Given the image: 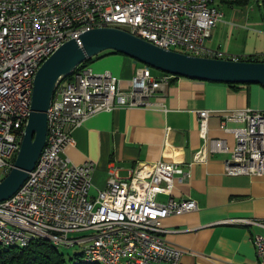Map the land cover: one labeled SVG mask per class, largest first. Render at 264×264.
<instances>
[{
  "label": "built area",
  "instance_id": "1",
  "mask_svg": "<svg viewBox=\"0 0 264 264\" xmlns=\"http://www.w3.org/2000/svg\"><path fill=\"white\" fill-rule=\"evenodd\" d=\"M223 17L214 0H0V169L7 174L14 166L31 113L35 75L63 43L80 42L81 34L96 27L117 26L146 34L168 49L224 58V51L206 46ZM172 79L155 76L145 65L124 88L111 71L86 66L61 83L47 112L48 149L35 166L33 180L19 196L1 201L0 223L7 233L28 242L30 235H55L64 248L82 245L83 255L100 254L109 264H179L188 250L164 238L162 220L196 210L198 204L173 197L161 202L158 195H171L175 177L191 178L190 168L169 161L141 163L128 178H120L111 167L107 187L92 195L94 163L75 165L64 155L75 143L73 131L90 117L150 106L151 97ZM210 114L209 109L197 110L205 141ZM225 117L244 123L232 130L237 144L231 151L225 140L211 139L213 151L231 152L225 174L264 176V110L237 108ZM207 153L204 146L194 162H207ZM224 223L255 221L233 218ZM253 242L258 262L264 264V236L256 235Z\"/></svg>",
  "mask_w": 264,
  "mask_h": 264
},
{
  "label": "crops",
  "instance_id": "2",
  "mask_svg": "<svg viewBox=\"0 0 264 264\" xmlns=\"http://www.w3.org/2000/svg\"><path fill=\"white\" fill-rule=\"evenodd\" d=\"M206 40V46L224 51L225 58L264 57V0L247 6H229ZM140 63L129 55L106 54L91 63L95 72L111 71L128 88ZM155 76L163 73L154 72ZM146 107H121L99 112L77 127L74 145L64 155L71 163H94L91 194L105 189L110 169L128 177L141 163L178 162L192 172L189 179L175 177L172 194L158 200L194 199L198 208L162 220L164 238L187 249L179 264H259L253 239L264 236V176L225 174V161L237 140L239 121H226L232 109L264 110V86L258 83L230 86L225 83L173 75ZM209 109L208 140L200 136L197 110ZM170 132L167 135V129ZM211 139H223L230 151H213ZM204 146L205 163L194 162ZM1 180V179H0ZM250 218L251 225L224 223L227 219Z\"/></svg>",
  "mask_w": 264,
  "mask_h": 264
},
{
  "label": "water",
  "instance_id": "3",
  "mask_svg": "<svg viewBox=\"0 0 264 264\" xmlns=\"http://www.w3.org/2000/svg\"><path fill=\"white\" fill-rule=\"evenodd\" d=\"M112 50L163 72L194 79L264 86V61L233 60L191 55L168 49L114 26H102L70 39L39 67L35 78L31 113L14 166L0 180V202L12 197L35 168L48 136L47 112L58 85L87 59Z\"/></svg>",
  "mask_w": 264,
  "mask_h": 264
},
{
  "label": "trees",
  "instance_id": "4",
  "mask_svg": "<svg viewBox=\"0 0 264 264\" xmlns=\"http://www.w3.org/2000/svg\"><path fill=\"white\" fill-rule=\"evenodd\" d=\"M215 1V0H214ZM251 0H220L221 3H224L229 6H247ZM110 53H119L123 55L122 52L108 50L105 51L95 57L87 59L81 65H79L76 70L66 77L64 81L72 80L75 73L83 67L90 66L92 62L96 59ZM225 58V57H224ZM230 59V58H229ZM239 60H247V61H264V57L250 55L245 58H239ZM163 72V71H161ZM164 75L172 76V74L163 72ZM178 77V76H175ZM225 83L230 86L239 85V83H231V82H220ZM16 157L14 158L15 162ZM82 253L75 254L74 263L73 264H100L97 262L88 263L84 262L83 257H81ZM81 258V259H80ZM0 264H67L64 253L54 245L50 240L44 238H34L28 243L22 246H5L0 243Z\"/></svg>",
  "mask_w": 264,
  "mask_h": 264
},
{
  "label": "bare ground",
  "instance_id": "5",
  "mask_svg": "<svg viewBox=\"0 0 264 264\" xmlns=\"http://www.w3.org/2000/svg\"><path fill=\"white\" fill-rule=\"evenodd\" d=\"M138 36L147 39L150 41V38H146V34H138ZM158 46L166 48L165 44H157ZM191 55H194V53H188ZM150 68L149 66H147ZM167 76V75H164ZM46 149H48V139L46 141V145L41 153V156L38 160V162H42L44 158V154H46ZM36 174V167L29 173V176L27 180L23 183V185L19 188V190L13 195V196H19L22 192L26 190L27 185L30 184V180H33L34 175ZM1 205V202H0ZM0 221H2V214L0 213ZM34 238H44L47 240H50L54 245L57 247H63V243L59 240V238L55 235H30L29 241H31ZM0 243L4 244L5 246H22L28 241L19 239V238H12L10 234L7 233V227L5 224L0 223ZM83 257L84 262L88 263H100V264H109V260H107L104 256H100V254L97 253H88L87 255H83V251L81 254ZM81 259V258H80Z\"/></svg>",
  "mask_w": 264,
  "mask_h": 264
},
{
  "label": "rangeland",
  "instance_id": "6",
  "mask_svg": "<svg viewBox=\"0 0 264 264\" xmlns=\"http://www.w3.org/2000/svg\"><path fill=\"white\" fill-rule=\"evenodd\" d=\"M252 3H257V0H251L250 1V4H252ZM214 4L215 5H217V6H219L222 10L223 9H225L226 7H228L226 4H224V3H221L220 2V0H215L214 1ZM114 27H117V26H114ZM121 28H123V27H121ZM94 29V28H93ZM124 29H126V28H124ZM126 30H128V29H126ZM129 31V30H128ZM132 33V32H131ZM134 34V33H133ZM138 36V35H137ZM178 50V49H177ZM239 60V59H238ZM140 63V67H142V66H145V64H143V63H141V62H139ZM90 67H91V64H90ZM150 67V66H149ZM151 69H152V71H154V72H159V73H163V72H161V70H158V69H156V68H153V67H150ZM76 74V73H75ZM63 82H65L64 80L61 82V83H63ZM60 83V84H61ZM59 84V85H60ZM59 85H58V87H59ZM58 87H57V89H58ZM57 89H56V91H57ZM55 94H56V92H55ZM54 97H55V95H54ZM54 99V98H53ZM168 130V129H167ZM169 133L167 132V135H168ZM110 173V172H109ZM6 174H4V171L3 170H1L0 169V179H2L4 176H5ZM117 175V174H116ZM118 176V175H117ZM109 177H110V175H109ZM119 177V176H118ZM129 177V176H128ZM128 177H120V178H128ZM109 180V179H108ZM180 247V246H179ZM59 248V247H58ZM60 250L64 253V255H65V258H66V261H67V264H73L75 261H74V257H75V254H80V253H82V251H83V246L82 245H76V246H74V247H71V248H64V247H60Z\"/></svg>",
  "mask_w": 264,
  "mask_h": 264
}]
</instances>
